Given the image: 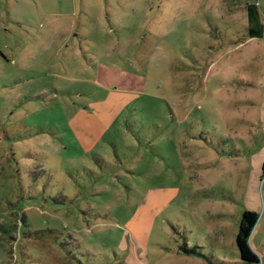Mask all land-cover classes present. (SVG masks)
<instances>
[{"label":"rangeland","instance_id":"374dc122","mask_svg":"<svg viewBox=\"0 0 264 264\" xmlns=\"http://www.w3.org/2000/svg\"><path fill=\"white\" fill-rule=\"evenodd\" d=\"M255 3L0 0V264H239L264 194Z\"/></svg>","mask_w":264,"mask_h":264},{"label":"crops","instance_id":"0c3cea01","mask_svg":"<svg viewBox=\"0 0 264 264\" xmlns=\"http://www.w3.org/2000/svg\"><path fill=\"white\" fill-rule=\"evenodd\" d=\"M249 6H251L252 8L246 10L247 21L250 26L248 31L257 34L256 36L249 37V38L259 39L262 35V29L257 22L258 12L253 5H249ZM258 7L260 8V6ZM263 163H264V157L263 159H261L259 163L261 170H262ZM251 196H252L251 198L253 202L255 201V204H252L253 206H247L246 208H244L242 213L252 212L257 215V222L250 233L248 242H249V246L251 250L258 256L260 263L264 264V194H263V205L262 206L259 205V201H258L259 196H258V192L256 189L253 191ZM256 201H257V204H256ZM237 231H238V222L233 226L234 237H236ZM236 256L237 258H239L238 252L236 253ZM239 264H243L240 261V259H239Z\"/></svg>","mask_w":264,"mask_h":264},{"label":"trees","instance_id":"16d2710c","mask_svg":"<svg viewBox=\"0 0 264 264\" xmlns=\"http://www.w3.org/2000/svg\"><path fill=\"white\" fill-rule=\"evenodd\" d=\"M247 6V9H251ZM257 34L248 31L249 37ZM259 35V34H258ZM264 174V163L262 165ZM257 222V215L252 212H243L238 221V231L235 237V247L239 254V259L243 264H261L258 256L251 250L249 246V236Z\"/></svg>","mask_w":264,"mask_h":264},{"label":"built area","instance_id":"2783aa9c","mask_svg":"<svg viewBox=\"0 0 264 264\" xmlns=\"http://www.w3.org/2000/svg\"><path fill=\"white\" fill-rule=\"evenodd\" d=\"M257 1H258V0H255V2H256V3H255V6H257V5H258V4H257Z\"/></svg>","mask_w":264,"mask_h":264}]
</instances>
